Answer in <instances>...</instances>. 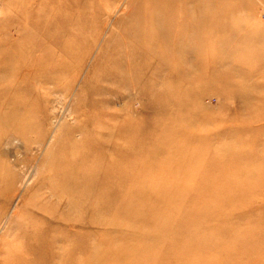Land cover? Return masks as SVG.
Instances as JSON below:
<instances>
[{"label": "rangeland", "instance_id": "rangeland-1", "mask_svg": "<svg viewBox=\"0 0 264 264\" xmlns=\"http://www.w3.org/2000/svg\"><path fill=\"white\" fill-rule=\"evenodd\" d=\"M145 3L0 0V264L22 254L21 264H54L21 238L56 237L50 226L68 239L56 264H127L113 262L114 251L151 246L190 253L134 263L264 264V0H178L160 11ZM85 180L110 210L128 187L158 181L242 188L225 206L231 218L190 232L203 241L218 226L229 234L168 247L175 228L148 244L129 238L123 217L90 225L96 211L68 186Z\"/></svg>", "mask_w": 264, "mask_h": 264}, {"label": "bare ground", "instance_id": "bare-ground-1", "mask_svg": "<svg viewBox=\"0 0 264 264\" xmlns=\"http://www.w3.org/2000/svg\"><path fill=\"white\" fill-rule=\"evenodd\" d=\"M141 1H145L146 5H153L157 7V8L153 7V9H156V11L158 10L160 11L162 6H165L169 3H175L178 0H141ZM186 1H191V0H186ZM154 14H158V13L156 12ZM9 63L10 61L9 62L4 61L3 66L6 67L7 64L9 65ZM4 76H7V75H4ZM5 100L6 101L4 103H7L9 105L8 106L9 111L11 112L13 111V113H15L14 111H15L16 105H13L14 103L13 99H10V100L5 99ZM6 123L7 122H6L5 117L1 115L0 113V125H4ZM85 181L88 182L89 185H86L87 183H85V185H83L81 189L80 187H77L75 189V186L72 187L73 184H70V183L68 184V186L73 191L83 190L81 193L77 192L78 194L77 197L80 198V204L78 206H80L83 209H85L87 206V208H90L96 211L95 212L96 216L92 215L89 219L90 225H95V224H98V222H101L103 224L105 223L108 226L111 224L112 226V225H115L114 223L116 222L120 223V222L118 221L113 222V219L111 220L110 217L113 218L114 216H117V219H118V216L121 217V219L123 217L129 220L131 223L128 225L129 227H127L132 232L131 234H129V238L130 239L140 238L139 239L140 243H148V244L157 242V240L160 239L159 237L164 238V235L169 230L175 228L176 235L173 239L167 240L169 244L168 247H175L178 244L184 247L190 243L195 244V243H200V242H212L213 241V243H216L218 239V235L221 237L223 233L224 235L229 234L230 229L224 230L223 227L218 226L215 229H213L211 232H205L202 236L205 237L207 241H203L201 240V237H196L194 234L192 235L190 232L197 230L198 227L200 228L202 224L213 222L212 218L214 216H217L218 219L220 218L224 219L227 217L231 218V216L227 214V212L229 211H226L225 206L227 205L230 206L229 203H231L232 201L233 202L239 201L238 197H240V194H236V192H240L242 188L240 187L241 185H238L236 186V188L232 189V187H230V185H232L231 183L227 184L223 182L224 184H222L221 186L219 185L214 186V188L208 187L206 185H200L196 188L192 187L193 188L192 189L190 187L183 185L182 183H173V182L170 183V182H164V181L159 182L158 181L156 183V186H152V187H146V186L128 187L127 194L123 198L119 199L120 203L118 207L114 208L113 210H110L111 207L109 204L111 203L109 202V200L108 202L101 201V200L95 201L91 198L92 196L95 197V195H92V192L93 194L99 193V188H96V187L94 188V186L96 185L93 186V183H89L90 182L89 180H85ZM141 183L143 184L144 181H141ZM224 192L227 193L228 195H224ZM186 197H189L186 206L183 207L180 203L178 204L179 201L181 202V200H183ZM72 205H73V202L70 201V206ZM181 208L183 210V214L181 217L182 221L175 226L173 224L174 222L171 220V217L174 213L180 212ZM80 220H82L81 216L79 218H76V217L68 218L67 217V221L66 220L65 221L70 226H74V225L76 226L77 222H80ZM50 222L52 221L50 220ZM120 224H122V221ZM50 229H53V230L55 229L57 231L56 237L52 235L50 238L47 237L49 233L47 230L45 231L46 234L40 230L39 231L38 230L37 231H25L24 230L21 233L22 235L21 238H23V236L24 237L27 236V238L29 237V241H34L33 244L34 245L36 244L38 248L36 251H38V254L41 252L42 255H44L43 257L48 258L47 260H50V259L54 260V264H56L58 262V259L63 260L64 258L65 253L63 254V252H66L65 244L68 242V239L64 235V231L63 229L61 230L60 226H57L56 228L54 227L52 228V226H50ZM94 237L95 236H93V238ZM148 239H151V241H149ZM113 240H114V237L112 238L111 241ZM97 241L96 239L92 240V246L95 245ZM39 243L41 244L40 247H38ZM218 243H221V242L219 241ZM42 244L45 245L46 248H44ZM42 246L43 248H41ZM197 246L198 248L206 247L205 245H201V244H197ZM19 249H21V247ZM36 251L34 253H37ZM183 253H190V249H187V250L182 249L179 251V249H176V248H173V249L169 248V249L161 250L159 248L151 246V249L147 251H133V252H127V251L115 252L114 251V253L112 254V257L114 259L113 262L117 261L115 258H119L120 260L123 259L125 262L127 261V264H143V262H138V263H134V262L135 260L150 261L151 259L157 260L159 258H164L165 260H169L173 258L182 259L184 258V256H187ZM23 256L25 255L22 254V257ZM22 257L15 258L16 260H14L15 261L14 264H21L20 260L21 261L22 259L26 260V258H22ZM37 258L39 259V257L34 254L32 261L35 262L36 261L35 259ZM40 259L42 260L41 256H40ZM6 264H9L8 261Z\"/></svg>", "mask_w": 264, "mask_h": 264}]
</instances>
